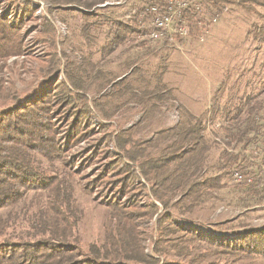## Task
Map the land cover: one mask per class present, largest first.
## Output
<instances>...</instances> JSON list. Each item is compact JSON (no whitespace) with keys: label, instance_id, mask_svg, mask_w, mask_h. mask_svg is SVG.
<instances>
[{"label":"trees","instance_id":"1","mask_svg":"<svg viewBox=\"0 0 264 264\" xmlns=\"http://www.w3.org/2000/svg\"><path fill=\"white\" fill-rule=\"evenodd\" d=\"M25 1L26 8L19 5L24 13L32 8V1ZM48 1L56 4L60 13L72 11L84 17L83 29L79 33L80 38L87 36L90 40L88 55L100 52L105 59L100 60L96 68L91 61H70L69 54L64 50L62 55L67 58V81L71 86L57 74L52 92L47 91L33 102H19V106L0 112V264H120L123 259L155 263L154 257L143 253L144 247L140 246L142 238L135 224L136 218L128 217L129 213L134 217V212H124L128 206L120 202L107 204L112 215L104 226L105 235L100 246L89 245L90 253L85 254L76 237V196L87 191L94 181L84 182L83 169H72L73 159L66 147L72 141L77 143L83 138L88 139L93 117L101 115L110 119L116 109L132 103L139 104L142 120L137 126L123 130L125 138L117 136L115 143H119L126 159L138 164L135 163L136 168L129 164L121 167L125 172L122 171L123 178L132 174L122 180L130 181L126 188L135 183L132 179L150 182L153 196L166 211L164 216H160L158 224V230L165 235V239L155 243V251L163 253L166 248L176 250L177 253L172 254L188 258L190 264H205L206 260L215 264L216 260L230 261L232 258L244 264L246 255L264 257V223L255 224L252 219L254 213L259 214L256 218L264 216V173L261 174L264 171V143L260 149L255 148L259 147V139H264V96L243 93L238 99L222 104L217 102L209 113L199 117L184 113L174 126L159 129L152 138L136 139L134 136L141 134L140 128H136L144 119L151 117L155 107L160 106L152 103L155 98H151L153 92H158L157 83L153 85L145 78L125 81L138 69L137 61L142 59L141 56L127 58L116 67H111L107 66L113 62L109 55L119 45L135 43L137 37L144 36L148 31V17L144 11L150 4L164 0H138L121 10H116V5L107 4L98 7L104 10L99 18L96 13L83 11V8L89 9L107 0ZM238 1L201 0L198 6L184 10L183 22L192 35L204 33L205 27L213 24L217 13L226 10L228 4L237 3L242 5L247 17L252 18L255 14L260 19L252 22L248 34L255 35L264 44V0ZM69 4L80 7L63 8V5ZM111 16L116 19L114 31L110 34L109 30H101L100 35L95 36L92 33L94 27L106 25ZM123 16L129 20L120 19ZM65 17L63 15L62 21ZM4 18L0 16V63L19 54L23 44L19 36L20 28ZM45 20L46 26L50 25L47 39L54 46L52 53L55 58L49 65L52 67L60 59L56 27L47 17ZM102 36L104 42L99 45L95 41ZM131 69L125 76L119 74L121 70L128 72ZM59 72L58 69L54 71ZM142 83L148 85L141 88ZM1 98L5 97L0 87ZM62 122L63 126L60 125ZM247 149L252 150L251 153L255 149L260 151L252 157L256 160L260 158L262 166L256 165ZM251 165L254 180L230 188L233 187L230 178L234 170ZM144 181L139 182L143 187ZM234 200L243 213L229 220L222 219L223 216L214 218L223 202L227 206ZM156 206V202L150 204L152 212ZM11 208L16 210L7 213ZM211 215L214 217L211 218ZM174 216L212 222L217 229L238 237L223 241L208 238L174 224ZM167 264L182 263L174 258Z\"/></svg>","mask_w":264,"mask_h":264},{"label":"rangeland","instance_id":"2","mask_svg":"<svg viewBox=\"0 0 264 264\" xmlns=\"http://www.w3.org/2000/svg\"><path fill=\"white\" fill-rule=\"evenodd\" d=\"M31 1L32 8L24 13L19 5L26 8L25 0H0V16L5 17L4 19L7 22L20 28L19 36L22 38L23 43L19 54L12 55L6 61L2 60L0 63V87L2 88V96L5 97L0 99V112L19 106V102H33L41 98L47 91L52 92L54 78L57 74L61 80L64 79L68 82L65 69L67 58L62 55L64 50L69 54L70 61L78 59L83 62L84 60L91 61L96 68H98V62L105 59L100 52L95 53L93 56L88 55L90 40L87 36L80 38L81 34L79 33L84 25L82 15L76 12L72 13V11L65 14L60 13L58 6L48 0ZM134 1L138 2V0H107L92 8H83V11L90 10V13H96V17L99 18L100 13L104 10H99L98 7L113 4L117 7L120 6V8L116 7V10H121L129 7ZM236 2L239 3L238 0ZM237 3L228 4L226 10L221 11L220 14L218 13V19L209 27L206 26L204 33L199 32L201 33L199 34L197 32L196 35L190 33L182 47L170 42L158 41L150 37L147 31L144 36L137 37L135 43L119 45L109 55L113 58V62L107 66L111 67H116L127 58L141 56L142 59L137 61L138 69L125 81L128 82L133 78H145L153 85L157 83L158 92H153L154 96H151V98H155L152 103L160 106L152 110L153 113L149 119H144L143 123L139 124L136 130L140 128L141 134L138 133L139 135H135L134 138L140 140L146 137L152 138L159 129L174 126L184 113L199 117L203 113H209L212 105L217 104V102L222 104L224 101L228 102L233 98L238 99L240 98L239 95L243 93H253L257 97L264 96V44L260 43L259 38L255 35L248 34L252 22L258 20V16L254 14L252 18L247 17L245 10L241 8L242 5ZM77 7L80 6L77 4L63 5V8L67 9ZM63 15L66 16L65 21H62ZM46 17L56 27L57 53L60 58L57 59L58 63L54 62L52 67L49 65L55 58L52 53L54 46L51 45V40L47 39L50 25L46 26ZM114 18V16L109 17L106 25L96 24L98 27H94L92 33L99 36L101 30H109L111 34L115 27L114 21L116 19ZM120 19L129 20L128 17L124 16ZM90 21L93 22L94 20ZM95 30L97 33H95ZM80 41L81 44H79ZM95 42L102 45L104 42L103 36ZM79 45H81V48H76ZM144 45H149V47ZM124 49L125 51H123ZM55 69L60 70V72L54 73ZM121 71H118L119 74L125 76L132 69L128 72H125L126 70ZM68 84L71 86L69 82ZM147 85L146 83L140 84L141 88ZM60 90H62V87ZM91 91H89V94ZM90 96L92 99L94 98L93 93ZM58 98H60V95ZM102 99L105 98L102 97ZM132 104L122 105V107L116 109V113L110 119H104L101 115L93 117L92 131L87 135L88 139L83 138L77 143L72 141L66 147V149H69V156L71 155L73 159L71 162L72 169L79 170L78 168H82L84 182L94 181L87 191L78 193L76 196L78 215L75 219L78 244L85 254L90 253L88 252L89 245L100 246L105 235L104 226L112 215L110 213L111 208L107 204L120 202L128 206L127 210H123L124 212H134L132 214L135 215L134 217H131L130 213L128 217L136 218L135 224H137V230L142 238L140 246L144 247L143 253L149 257H154L156 260L154 264H167L174 258L179 263L190 264L188 258L173 255L172 253H177L176 250L171 251L166 248L163 253L155 251L156 242H159L160 239L163 240L165 237L158 230V224L160 223V216H164L166 211L163 205L158 203L153 196L150 182L144 181V179L138 181L132 179L135 183L130 188H126L129 180L122 181L132 175L129 173L123 178V173L125 174L121 169L123 164L135 166L136 162L132 163L126 159L119 143H115V140L117 136L118 138L120 136L125 138L126 134L122 133L123 130L136 125L142 120L143 113L139 112L141 109L139 104L134 103V106ZM60 118L57 120L59 121ZM63 124L64 122L60 125L63 126ZM259 142V147L255 148L260 149L264 139L260 138ZM223 147L222 145L221 148ZM247 150L248 153L252 152V150ZM255 150L258 153L260 152L258 149ZM107 157H109L108 160H106ZM258 161L260 162L258 166H262V160L258 158ZM114 170L116 172L112 173ZM137 171L139 172V170ZM263 173L264 171L261 172V174ZM100 178L105 179L99 182ZM232 178L230 179L233 187L230 188L233 189L241 183L232 181ZM141 180L144 181V187L139 183ZM118 188L121 191L117 190ZM237 195L238 192L235 195L236 200ZM236 200L227 206L223 202L215 212V217L211 215V218L216 219V217L222 218L223 216L222 219L229 220L243 213L241 207L235 205ZM155 202L158 207L156 206V209L152 212L150 204ZM15 210L11 208L6 212L12 213ZM218 214L219 216H217ZM256 215L259 216V214L254 213L253 222L255 224L264 223V216L260 215V218H256ZM173 219L174 224L182 229L192 230L197 234L215 240H234L236 236L238 237L237 234H230L217 229L212 222L190 221L181 216H174ZM125 225L129 227L126 222ZM73 242L75 243V241ZM226 258H228L227 255ZM245 259L244 264H264L263 256L246 255ZM216 261L215 264H241V261L234 258L230 261ZM121 262L120 264H146L145 262L129 261L127 259H123ZM205 264L212 263L211 261L208 263V260H206Z\"/></svg>","mask_w":264,"mask_h":264},{"label":"built area","instance_id":"3","mask_svg":"<svg viewBox=\"0 0 264 264\" xmlns=\"http://www.w3.org/2000/svg\"><path fill=\"white\" fill-rule=\"evenodd\" d=\"M201 0H164L150 4L144 13L148 17V35L154 39L168 40L182 47L190 32L184 24V10L188 7L198 6ZM218 13L213 21L218 19ZM258 153L257 150L254 151ZM259 165L260 162L250 155ZM236 183H250L254 180L252 165L246 169H237L232 175Z\"/></svg>","mask_w":264,"mask_h":264}]
</instances>
